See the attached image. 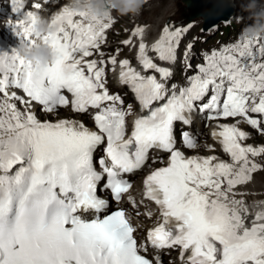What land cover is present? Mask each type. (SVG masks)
<instances>
[{
  "label": "snow or ice",
  "instance_id": "snow-or-ice-1",
  "mask_svg": "<svg viewBox=\"0 0 264 264\" xmlns=\"http://www.w3.org/2000/svg\"><path fill=\"white\" fill-rule=\"evenodd\" d=\"M22 7L13 0L11 11L20 14ZM37 17L27 11L26 19L15 20L11 30L20 43L30 45ZM51 20L55 31L43 37L55 53L51 65L27 64L15 49L0 54V264H153L125 211L109 212V200L98 195L102 187L118 203L131 187L125 174L140 170L153 151L166 154L167 164L143 180L144 196L162 217L147 232L148 244L157 251L178 248L188 264H264V212L249 220L238 210L242 201L229 195L258 170L254 158L264 156V146L245 144L249 134L238 127L244 123L264 135V119L250 115L264 117V62H257L264 59V37L211 51L179 87H169L172 70L155 63L149 51L174 65L192 25L166 24L150 48L140 42L136 61L159 79L128 59L119 61L118 82L145 113L125 139L131 105L126 110L121 96L106 87L107 66L114 71L117 60L88 59L103 56L110 17L85 20L83 13L63 8ZM143 32L135 28L131 36L142 38ZM129 43L131 38L124 41ZM36 106L48 114L68 107L78 114L95 110L94 128L72 119L41 121ZM197 110L207 113V121H235L217 123L211 132L230 162L215 155L186 157L177 147V123L189 126ZM180 137L185 148L197 147L188 131Z\"/></svg>",
  "mask_w": 264,
  "mask_h": 264
},
{
  "label": "clouds",
  "instance_id": "clouds-1",
  "mask_svg": "<svg viewBox=\"0 0 264 264\" xmlns=\"http://www.w3.org/2000/svg\"><path fill=\"white\" fill-rule=\"evenodd\" d=\"M144 3L145 0H68L64 10L72 13H83L85 20L91 16L103 19L106 16L109 17L113 9L121 15L138 12ZM31 29L32 39L30 45L19 43L15 49L16 55L25 63L33 66L45 67L51 65L55 53L52 48L47 46L43 37L55 31L52 20L37 17L35 22L32 23ZM262 29H264V25L257 22L245 28L242 39L255 40Z\"/></svg>",
  "mask_w": 264,
  "mask_h": 264
},
{
  "label": "bare ground",
  "instance_id": "bare-ground-1",
  "mask_svg": "<svg viewBox=\"0 0 264 264\" xmlns=\"http://www.w3.org/2000/svg\"><path fill=\"white\" fill-rule=\"evenodd\" d=\"M190 1L194 3L196 9L198 10L201 9L202 11H205L208 14V19L210 22H214L215 20L218 19H223L224 18L223 16H225V14L228 13L230 10V7L226 6V4L212 5V4H219V2H215L214 0H197L196 3L194 0H190Z\"/></svg>",
  "mask_w": 264,
  "mask_h": 264
},
{
  "label": "rangeland",
  "instance_id": "rangeland-1",
  "mask_svg": "<svg viewBox=\"0 0 264 264\" xmlns=\"http://www.w3.org/2000/svg\"><path fill=\"white\" fill-rule=\"evenodd\" d=\"M156 2H153L152 4H150V6H148V8H146L142 14V18H147V20H158L159 18V15L160 13L165 9L167 8L168 5L170 4H174V0H163L162 3H156ZM241 4H244V3H238V9L241 8ZM150 7V8H149ZM242 10V9H241ZM154 11V12H153ZM156 11V12H155ZM146 20V21H147Z\"/></svg>",
  "mask_w": 264,
  "mask_h": 264
},
{
  "label": "water",
  "instance_id": "water-1",
  "mask_svg": "<svg viewBox=\"0 0 264 264\" xmlns=\"http://www.w3.org/2000/svg\"><path fill=\"white\" fill-rule=\"evenodd\" d=\"M195 1V3L197 2V0H194ZM214 1H216V2H219V4H212V5H225L226 4V6H229L230 7V10H229V12L228 13H226L225 14V16H223L224 18L223 19H225V20H227L231 15H232V13H233V9H231V0H214ZM184 2L186 3V4H188V5H190V6H193L194 7V11L195 12H197V13H199V14H201V15H204V16H206L205 14H206V12L205 11H202L201 9H199V10H201V11H199L198 9H196V7H195V5H194V3L192 2V1H190V0H184ZM216 21V20H215ZM214 21V22H215Z\"/></svg>",
  "mask_w": 264,
  "mask_h": 264
}]
</instances>
